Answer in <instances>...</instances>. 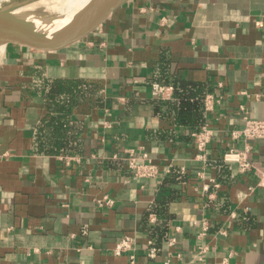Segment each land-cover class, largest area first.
Segmentation results:
<instances>
[{"label": "crops", "instance_id": "1", "mask_svg": "<svg viewBox=\"0 0 264 264\" xmlns=\"http://www.w3.org/2000/svg\"><path fill=\"white\" fill-rule=\"evenodd\" d=\"M80 16L19 27L62 32ZM173 76L203 87V124L215 129L203 169L220 183L212 199L195 176L203 164L191 131L169 115L172 98L150 93L152 82L172 84ZM210 93L221 98L205 111ZM240 104L264 120V0H128L65 52L0 55V264H127V254L112 252L122 235L138 238L137 264H264V183L232 176L217 158L240 143L227 137L244 123ZM38 138L63 144L45 150ZM252 142L254 161L264 164V138ZM128 148L145 150L158 174L134 180L118 158ZM61 154L79 161L65 164ZM169 166L188 172L172 177ZM162 185L172 196L164 211L154 204ZM103 194L111 206L95 204ZM202 217L209 228L199 237ZM148 238L159 247L154 257ZM199 244L207 246L201 255Z\"/></svg>", "mask_w": 264, "mask_h": 264}, {"label": "built area", "instance_id": "2", "mask_svg": "<svg viewBox=\"0 0 264 264\" xmlns=\"http://www.w3.org/2000/svg\"><path fill=\"white\" fill-rule=\"evenodd\" d=\"M260 25V21L256 22ZM223 88V81L217 80L215 82V90H221ZM241 94L250 96L247 90H241ZM151 96L160 99L167 100L173 97V86L171 84H165L160 82H152L150 87ZM259 96V94H256ZM221 96L217 99L213 93L207 94L203 98V105L205 111L212 109L213 102L220 101ZM239 111L242 112L244 123L241 127L232 128L228 131V139L233 142L240 141L237 145L230 144L223 150L217 157L230 171L232 176L237 174L252 173L256 176L258 183H264V164H257L253 159V140L264 138V120L255 118L250 115L249 110L244 104L239 105ZM215 129L209 127L207 124H202L197 130L190 132V137L195 148L194 159L199 160L203 165L200 169L196 170L195 176L200 181V189L203 196L208 199L214 198L215 192L220 186L218 180L214 177H206L203 167L209 161V144L214 139ZM116 156V155H115ZM114 156V157H115ZM117 157V156H116ZM63 160L65 164L70 161H79V158L71 156L69 154H61L58 156ZM123 160L127 169L129 170L131 177L134 180L142 181L158 174L157 164L150 158L145 150H137L134 148H128L125 154L118 157ZM167 173L172 171V167L166 169ZM181 174H186L188 170L183 166L178 169ZM253 185L248 186V191H252ZM96 205L100 207H109L114 203V198L108 194H103L100 197L94 198ZM234 215V214H233ZM156 214L151 212L148 214L149 223L156 221ZM201 231L199 237L206 234L209 228V220L206 217H202L200 220ZM220 233H225L224 229H219ZM138 238L132 235H122L118 237L113 246L112 252L116 255L127 254V264H137L136 261V249L140 243ZM174 237H168V244H175ZM146 255L148 257H154L159 250V247L154 244L153 239L148 238L145 241ZM207 250V246L203 244L197 245L196 253L201 255ZM179 255V253H177ZM163 264H167L164 261ZM204 264V263H203Z\"/></svg>", "mask_w": 264, "mask_h": 264}, {"label": "water", "instance_id": "3", "mask_svg": "<svg viewBox=\"0 0 264 264\" xmlns=\"http://www.w3.org/2000/svg\"><path fill=\"white\" fill-rule=\"evenodd\" d=\"M128 0H87L80 21L62 32L37 35L8 22L10 7L0 8V55L50 56L86 42Z\"/></svg>", "mask_w": 264, "mask_h": 264}, {"label": "trees", "instance_id": "4", "mask_svg": "<svg viewBox=\"0 0 264 264\" xmlns=\"http://www.w3.org/2000/svg\"><path fill=\"white\" fill-rule=\"evenodd\" d=\"M163 81H168L167 78ZM72 83H63L59 82L55 84L56 89H61L62 87H68ZM173 86V97L171 100H168L166 104L169 105L171 110L169 111L170 117L173 118L174 122L177 126H181L184 128L189 129L190 131L197 130L204 122V117L202 113V96H203V87L199 84L189 82L186 80H182L177 76H173V82L171 84ZM213 83L208 87L209 89L213 88ZM54 88V89H55ZM161 101L160 99H157ZM64 110H62L63 112ZM65 117V112L61 113L59 116L55 117V123L53 124L54 129H62L61 121ZM54 120H52L54 122ZM52 122V123H53ZM38 144L40 148L48 150L49 148L53 147H60L63 144V141L56 140V141H43L41 138H38ZM178 171L175 168H172V171L169 172V175L173 177L174 175H178ZM181 174V173H179ZM176 175V176H177ZM184 174H181V176ZM170 176V178H171ZM168 191V192H167ZM159 196L160 197L154 204L157 202L161 204L160 210L164 211L166 209L168 200L170 199L171 194L167 186L162 185L160 187ZM167 193V194H166ZM157 206V205H156ZM164 209V210H163ZM166 228V227H164ZM164 228L162 230H164ZM153 235V234H152ZM153 237V236H152Z\"/></svg>", "mask_w": 264, "mask_h": 264}, {"label": "bare ground", "instance_id": "5", "mask_svg": "<svg viewBox=\"0 0 264 264\" xmlns=\"http://www.w3.org/2000/svg\"><path fill=\"white\" fill-rule=\"evenodd\" d=\"M1 1L2 0H0V3ZM86 1L87 0H27L24 5L15 9L14 17L8 18V22L19 26L30 22L55 21L80 15Z\"/></svg>", "mask_w": 264, "mask_h": 264}, {"label": "rangeland", "instance_id": "6", "mask_svg": "<svg viewBox=\"0 0 264 264\" xmlns=\"http://www.w3.org/2000/svg\"><path fill=\"white\" fill-rule=\"evenodd\" d=\"M25 1H27V0H2L1 3H0V8L2 10H4V9H7V8L10 7L11 9L8 12V14L9 15H14L15 9L18 8L21 5H24ZM32 1H36V0H32Z\"/></svg>", "mask_w": 264, "mask_h": 264}]
</instances>
